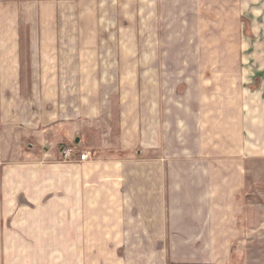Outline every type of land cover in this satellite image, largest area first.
Masks as SVG:
<instances>
[{
  "label": "crops",
  "instance_id": "0c3cea01",
  "mask_svg": "<svg viewBox=\"0 0 264 264\" xmlns=\"http://www.w3.org/2000/svg\"><path fill=\"white\" fill-rule=\"evenodd\" d=\"M147 1L141 39L149 42L142 49L148 60L136 68L129 64L136 25L122 27L117 17L129 14L135 0L60 1L63 10L74 9L77 30V38L64 41L56 34L45 38L51 28L37 27L44 26L43 15L36 28L34 16L28 17L30 32L24 33V5L43 13L38 0H0L5 264H49L30 250L54 247L56 233L64 264H86L88 248H111L119 264H239L241 250L255 247L263 221L257 193L264 178V0H212L221 9L209 16L221 23L203 26L176 23L187 15L180 10L183 0ZM88 2L95 8L91 17L83 13ZM170 8L180 12L172 23ZM86 24L94 28L93 40L83 38ZM184 41L202 47L184 49ZM44 56L61 58L53 65L64 73L66 88L82 89L85 82L116 90L105 99L111 109L94 121L93 160H57L56 146L71 139L80 145L77 134L89 120L81 98L78 114L55 111L48 99L45 112L34 111L44 103L32 90L62 87L61 76L49 75L54 68L39 59ZM189 56L195 64L187 63ZM24 57L31 61L24 64ZM201 57L207 65L198 63ZM215 57L222 65H214ZM72 68L74 76H67ZM86 68L95 76L85 77ZM44 72L46 84L40 85Z\"/></svg>",
  "mask_w": 264,
  "mask_h": 264
},
{
  "label": "rangeland",
  "instance_id": "374dc122",
  "mask_svg": "<svg viewBox=\"0 0 264 264\" xmlns=\"http://www.w3.org/2000/svg\"><path fill=\"white\" fill-rule=\"evenodd\" d=\"M38 1H39L38 4H40V6H45V8H43V13H41L40 7L39 8L34 7V10H32L30 7H25L24 5V9H23L24 33L30 32L29 26L25 25V22H27L26 20L28 17L32 15L34 16V28H36L37 24H35V19L39 21L41 16L43 15L44 26L37 25V27L39 26L40 31H42L43 27H45L46 29H48L49 27L51 28L50 31L45 32L47 33L45 34V38H47L48 33L49 35L56 34L57 38L62 41L68 38L69 39L77 38L76 26L73 25L74 9L63 10L62 4L60 2L62 0H38ZM147 4H148L147 0H135L133 4L135 6L133 7L129 6L128 8L129 14H125V15L117 14L120 25H122V27H124L123 25H126L127 23H134L136 25L135 47L137 50H136V55L134 56V58H130V62H129V64H131V61H133L132 64L136 68L142 67L148 60V57H145L142 55V49L145 46L149 47V42H144L141 39L142 31L144 28L143 27L144 20L145 18H148ZM34 6H35V1H34ZM196 6H198V8H196ZM216 9H221V8H217V4L212 0H183L182 7H180V10H182L183 14L184 12H186L187 17L184 14L181 20L180 19L176 20V23H181L184 21L183 23L188 25L190 24V22H194L197 20L200 26L201 25L203 26L207 21L212 22V23L214 22L221 23L222 19L221 18L218 19V16H215V17L209 16V13L214 14V11H216ZM94 11H95L94 5H91L89 2H88V5L86 4L84 6V9H83L84 16L91 17L92 15H94ZM167 12H169L168 13L169 15L167 16V21L172 19L170 23H172L174 19L178 18L177 16L175 17L174 14L176 13L177 15H179L180 13L178 11H175L174 8L168 9ZM171 13L173 14V16L170 15ZM184 17H186V19L188 20H183ZM70 20H71V23H70ZM109 20H111V18ZM201 21H204L205 23H202ZM68 24H71V25H68ZM86 25L88 26V30L85 32V34H83V38L86 40H93L94 28L91 24H86ZM173 27H174V24H173ZM40 31H38V33ZM217 33L219 32H216L214 29V34L216 35ZM35 35H36V30L34 29V37ZM132 36H134V34ZM181 42L178 41V43H181ZM219 45H220V42L214 43V46H216V48H219ZM182 47L184 49L190 48V47H193L194 49H199L202 47V45L200 43L198 46L196 41H194L192 45L189 41L187 42L184 41L182 43ZM46 50H49V49H46ZM45 55H46V52H45ZM39 59L40 60L44 59L45 63H49L52 66L51 68L52 69L54 68L53 71L55 72L49 75L51 76L55 75L56 77L61 76L60 85L62 87H59L56 89H50L46 87L34 89L32 90V92L34 93V100H36V98H39V100H41L44 103L48 99L53 102V105H50V106H52L55 109V111L63 109L65 110V113L67 114L68 112H76L78 114L79 113L78 110H80V105L78 103L76 104V99L81 98L84 104L83 107L86 108V111H87L86 113H83V115L85 116L87 120H89L88 122H86L88 124H85L84 132L82 134L81 133L77 134V136H79V140L82 141L80 145H76V143H74L73 140L71 139L69 141L62 142L56 146V152L58 156L57 160L60 162H63V161L85 162V161L93 160L94 155L96 156V153L94 151V146L98 143V137H99V129L95 126L94 121L98 120V117L100 115H102L103 113L106 114L108 110L111 109V105L109 103H106L105 99H108L109 97H111L112 93L115 92L116 90L114 89L113 90L111 89L96 90V88L90 86L88 82H86V84L88 85H85V82H84L85 87H83L82 89H76L74 87L66 88L63 84L64 73L63 74L62 72L58 73L60 72L59 71L60 66L55 68L56 65H59L58 63L60 62L61 58H50V56H46V57L44 56L43 58H39ZM84 59H87V60L93 59V57L88 58V56H86L84 57ZM99 59L105 60L104 57H101V56L99 57ZM186 59H187L188 64L196 63L195 57L189 56V57H186ZM30 61H31L30 57H24V64L29 63ZM198 63L201 65L208 64L207 59L203 57L199 59ZM213 63L214 65H222V57H215ZM72 70L73 68L71 69L70 73L66 72L65 74L67 76L68 75L74 76L73 74L74 72ZM35 75L36 74H34V76ZM47 75L48 74L46 72H44V74H39L40 78L38 79V81H40L39 83L40 85H41V80H44V83L42 82L43 85L46 84ZM83 75L87 78L91 76L94 77L95 69L86 68L84 69ZM105 75L110 76L111 73L105 72L104 76ZM198 75L201 77L203 76L210 77L212 75L221 76L222 73L220 72L217 74L216 73L215 74L199 73ZM91 81L92 83L94 82V80H91ZM179 90L185 91L184 88H181ZM64 101H66V103ZM33 109L34 111L39 110V112H45L47 110V105L45 103L41 105L40 104L34 105ZM74 130L75 129L72 128L69 135L73 134V132H75ZM24 137H32V136L24 135ZM49 141H51V139L47 137L45 138L43 142L47 145ZM65 148H70L71 150H73L71 151L72 152L71 157L67 159H64L61 153V151L64 150ZM28 156H30L34 160V154H31ZM257 199L259 201L260 207L263 210L262 233L260 235H257L258 237L256 239L255 247L241 250L243 253H242V260H240L239 264H264V178H263L262 189L260 193H257ZM5 251L7 250H4V256H6L7 258H10V254H8ZM86 252H87L86 264H119V261L120 262L122 261V260H112L113 258L111 255V248H99V249L88 248ZM30 254L31 255L34 254V259L36 260H49V264H64L61 233L55 234L54 247L44 248V249L37 248L34 250H30ZM119 255H120V252H119ZM0 264H5V261L3 260L1 256V250H0Z\"/></svg>",
  "mask_w": 264,
  "mask_h": 264
},
{
  "label": "built area",
  "instance_id": "2783aa9c",
  "mask_svg": "<svg viewBox=\"0 0 264 264\" xmlns=\"http://www.w3.org/2000/svg\"><path fill=\"white\" fill-rule=\"evenodd\" d=\"M71 151H72V150H71L70 148H65L64 150L61 151V153H62V157H63L64 159H67V158L71 157V154H72Z\"/></svg>",
  "mask_w": 264,
  "mask_h": 264
},
{
  "label": "water",
  "instance_id": "95a60500",
  "mask_svg": "<svg viewBox=\"0 0 264 264\" xmlns=\"http://www.w3.org/2000/svg\"><path fill=\"white\" fill-rule=\"evenodd\" d=\"M76 142H78V138L76 139Z\"/></svg>",
  "mask_w": 264,
  "mask_h": 264
}]
</instances>
